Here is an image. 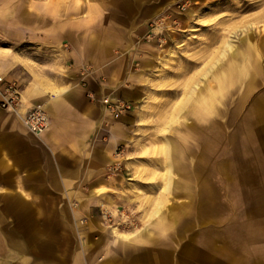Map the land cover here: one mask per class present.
<instances>
[{
	"label": "rangeland",
	"instance_id": "rangeland-1",
	"mask_svg": "<svg viewBox=\"0 0 264 264\" xmlns=\"http://www.w3.org/2000/svg\"><path fill=\"white\" fill-rule=\"evenodd\" d=\"M121 7L125 0H0V51L12 71L60 76L68 38L84 33L78 23L105 27L127 18ZM135 16L129 30L86 29L118 36L124 47L113 53L129 55L141 76V99L123 100L130 137L102 167L119 189L95 206L39 207L47 220L36 223L38 236L11 204L13 191L0 190V264H264V114L253 118L264 100V0H171ZM252 66L259 72L243 99L244 84L224 78L227 100L207 120L192 109L207 84L236 69L247 77ZM143 227L150 236L141 242L108 231Z\"/></svg>",
	"mask_w": 264,
	"mask_h": 264
},
{
	"label": "crops",
	"instance_id": "crops-1",
	"mask_svg": "<svg viewBox=\"0 0 264 264\" xmlns=\"http://www.w3.org/2000/svg\"><path fill=\"white\" fill-rule=\"evenodd\" d=\"M170 1L125 0V8L121 7L120 13L127 18L121 20L117 16L116 21L105 27L101 23L86 27V21H80L78 24L84 33L68 38L69 44L63 51L70 67L60 76L12 71L14 65L7 64V53L0 51V73L5 79L0 83V90L7 81H14L20 87L22 98L28 104L44 105L49 116L48 128L36 136L13 114L0 108V190L13 191L11 204L20 212L24 210L23 218L31 222L32 236H38L36 223L47 220L37 213L39 207L64 206L71 200L76 205L95 206L108 197L105 190L119 189L110 178L102 175V167L105 162H110L109 155L115 147L129 139L133 119L126 115L128 112L112 119L103 116L100 104L92 101L89 93L96 98L108 95L138 101L141 99V76L129 71V55L113 53L124 47L118 36L110 41L103 39L100 33H87L86 29L129 30L133 28L132 19L136 14L160 13ZM12 8V13H16L20 5L15 3ZM12 19L16 20L15 17ZM20 24L12 22L14 29L21 28ZM2 26L5 27L4 22H0ZM144 62H152L151 57L145 58ZM85 66L91 67L92 71H82ZM258 72L257 66H252L247 77L237 69L224 72L217 85H206L192 109L197 113L196 109L201 108L200 118L207 120L206 115L213 113L218 103L227 100L225 94L229 92V86L223 83L224 78H233L240 88L244 84L242 97L239 96L241 100L252 90L254 75ZM262 114L264 100L255 106L253 118ZM167 166L170 167L166 182L169 186L170 171L175 165L170 162ZM105 229L103 223L98 225V230ZM108 231L120 242H141L150 236L147 227L138 231L117 232L116 228ZM20 248L24 253H31L26 242Z\"/></svg>",
	"mask_w": 264,
	"mask_h": 264
},
{
	"label": "built area",
	"instance_id": "built-area-1",
	"mask_svg": "<svg viewBox=\"0 0 264 264\" xmlns=\"http://www.w3.org/2000/svg\"><path fill=\"white\" fill-rule=\"evenodd\" d=\"M5 81L0 76V83ZM92 101L98 102L100 106L114 117L125 113L129 109V104L120 99H111L108 95L96 98L93 93H89ZM19 86L14 81H7L0 90V108L15 115L32 134L39 136L49 126V116L42 104L26 105L22 100Z\"/></svg>",
	"mask_w": 264,
	"mask_h": 264
},
{
	"label": "bare ground",
	"instance_id": "bare-ground-1",
	"mask_svg": "<svg viewBox=\"0 0 264 264\" xmlns=\"http://www.w3.org/2000/svg\"><path fill=\"white\" fill-rule=\"evenodd\" d=\"M189 13V12H188ZM111 99H116L115 97H110Z\"/></svg>",
	"mask_w": 264,
	"mask_h": 264
}]
</instances>
